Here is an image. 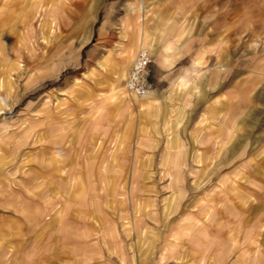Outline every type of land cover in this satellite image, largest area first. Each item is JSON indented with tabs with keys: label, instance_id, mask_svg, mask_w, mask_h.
I'll use <instances>...</instances> for the list:
<instances>
[{
	"label": "rangeland",
	"instance_id": "374dc122",
	"mask_svg": "<svg viewBox=\"0 0 264 264\" xmlns=\"http://www.w3.org/2000/svg\"><path fill=\"white\" fill-rule=\"evenodd\" d=\"M44 1L0 46V264H264V0ZM142 3L140 120L110 72Z\"/></svg>",
	"mask_w": 264,
	"mask_h": 264
},
{
	"label": "crops",
	"instance_id": "0c3cea01",
	"mask_svg": "<svg viewBox=\"0 0 264 264\" xmlns=\"http://www.w3.org/2000/svg\"><path fill=\"white\" fill-rule=\"evenodd\" d=\"M44 2H45L44 0H1L0 1V46L6 44L16 52L20 47V45L23 43L24 39L33 36L37 30V25L41 24V21L45 14L43 13L45 11V10L43 11ZM147 15H148L147 9L142 3L140 12L137 15V19L141 22V24L139 25V35H138L136 47L142 46L149 49L151 53L152 52L156 53V55L160 57L159 59L157 58V62L160 65H163L167 63L169 60L166 56H163L156 50L154 40L150 36L149 31L146 27L145 21L147 19ZM83 42L84 41H81V43H79L77 47L80 48ZM121 47L125 50V54L114 59L113 65H115L116 70L114 72H110L111 81H114V86H111V90L113 91V96L119 98V101L120 100L123 101L125 97L124 95L126 91L124 92V90L120 87V81L124 80L125 78V77L123 78V75H125L124 73L126 72L125 71L126 67L131 60L132 48H133L132 45L130 44L127 45L125 43L124 44L122 43ZM46 53L48 54V52ZM44 56L46 55H43V57ZM32 66H37V62L32 63L31 67ZM179 81H185L184 75L181 76ZM156 82L159 81L152 80L150 91L146 96L136 98L135 100L131 99L130 101H128L129 107L139 109L138 119L140 120L142 119L144 113L143 110L149 109V107L152 104V100H150V97L154 96L153 93L156 91L154 84ZM118 87L119 90L117 89ZM156 100L159 101L161 100L159 99V95H157ZM186 145L187 144H185V148L187 147ZM204 148L209 149L211 147H209V145H206V147ZM239 209L240 208L237 207L236 210L238 211Z\"/></svg>",
	"mask_w": 264,
	"mask_h": 264
},
{
	"label": "built area",
	"instance_id": "2783aa9c",
	"mask_svg": "<svg viewBox=\"0 0 264 264\" xmlns=\"http://www.w3.org/2000/svg\"><path fill=\"white\" fill-rule=\"evenodd\" d=\"M153 55L149 49L139 47L126 72L124 83L128 93L144 96L152 84Z\"/></svg>",
	"mask_w": 264,
	"mask_h": 264
},
{
	"label": "bare ground",
	"instance_id": "6f19581e",
	"mask_svg": "<svg viewBox=\"0 0 264 264\" xmlns=\"http://www.w3.org/2000/svg\"><path fill=\"white\" fill-rule=\"evenodd\" d=\"M125 74V73H124ZM125 77V75H123V78ZM124 89H125V87H124ZM125 91H126V89H125ZM149 93V92H148ZM147 95V94H146ZM146 95H144V96H146ZM138 97H143V96H138Z\"/></svg>",
	"mask_w": 264,
	"mask_h": 264
}]
</instances>
